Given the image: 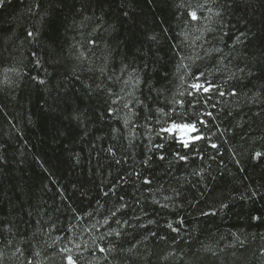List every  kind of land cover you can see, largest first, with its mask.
Wrapping results in <instances>:
<instances>
[{
	"label": "trees",
	"instance_id": "trees-1",
	"mask_svg": "<svg viewBox=\"0 0 264 264\" xmlns=\"http://www.w3.org/2000/svg\"><path fill=\"white\" fill-rule=\"evenodd\" d=\"M69 258L264 264V0H0V264Z\"/></svg>",
	"mask_w": 264,
	"mask_h": 264
},
{
	"label": "rangeland",
	"instance_id": "rangeland-1",
	"mask_svg": "<svg viewBox=\"0 0 264 264\" xmlns=\"http://www.w3.org/2000/svg\"><path fill=\"white\" fill-rule=\"evenodd\" d=\"M176 127H170L169 131L172 133H176L178 137H180L184 142H191L194 140V133L195 127L192 125H187L188 127L185 128V125H175Z\"/></svg>",
	"mask_w": 264,
	"mask_h": 264
},
{
	"label": "snow or ice",
	"instance_id": "snow-or-ice-1",
	"mask_svg": "<svg viewBox=\"0 0 264 264\" xmlns=\"http://www.w3.org/2000/svg\"><path fill=\"white\" fill-rule=\"evenodd\" d=\"M192 16H193V18H195V13H192ZM192 87H193V88H196V89H199V88H201L202 86L199 85V84H194V85H192ZM204 90L207 91L208 89L205 88ZM173 127H176V126L173 125ZM184 127L187 128L188 126L185 125ZM69 264H72L71 258H69Z\"/></svg>",
	"mask_w": 264,
	"mask_h": 264
}]
</instances>
